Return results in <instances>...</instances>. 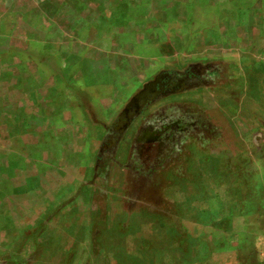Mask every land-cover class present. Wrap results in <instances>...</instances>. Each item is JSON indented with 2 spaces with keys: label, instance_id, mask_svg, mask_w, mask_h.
I'll use <instances>...</instances> for the list:
<instances>
[{
  "label": "crops",
  "instance_id": "0c3cea01",
  "mask_svg": "<svg viewBox=\"0 0 264 264\" xmlns=\"http://www.w3.org/2000/svg\"><path fill=\"white\" fill-rule=\"evenodd\" d=\"M19 3L6 35L1 23L4 12H0V264L15 263L25 248L29 253L22 262L36 258V248L44 242L34 233L38 225L47 230V216L79 201L84 184L98 179L102 156L162 96L159 90L163 92L167 81L179 80L182 70L211 68L212 62H206L211 47L205 46L213 44L195 47L191 40L185 47L176 44L181 29L193 32L198 40V24L219 27L225 22L223 16L232 13L243 19L247 30L254 24L257 34L245 31L247 38L260 39L264 31V0ZM140 5L150 7V15L145 9L133 14ZM106 39L111 40L109 45L101 46ZM201 55L209 59L202 60ZM253 62L262 71L258 81L264 86V62L257 58ZM141 95L145 96L142 107L134 103ZM134 142L144 144L138 137ZM260 179H253L251 201L240 202L237 209L239 215H252L244 228L248 238L238 244L241 262L237 264H264ZM26 214L40 217L32 224L16 223L17 216ZM5 230L17 233L16 240L4 242ZM72 243L67 242L64 262L83 257L77 242Z\"/></svg>",
  "mask_w": 264,
  "mask_h": 264
},
{
  "label": "rangeland",
  "instance_id": "374dc122",
  "mask_svg": "<svg viewBox=\"0 0 264 264\" xmlns=\"http://www.w3.org/2000/svg\"><path fill=\"white\" fill-rule=\"evenodd\" d=\"M19 1L0 0L3 35L16 19ZM144 9L150 15L147 5L134 7L132 13ZM223 18L219 27L198 24V40L183 29L181 38L174 39L184 47L188 40L196 41L195 47L213 44L205 46L211 47L206 61L211 68L182 70L179 80L165 92L160 89L162 96L102 156L98 179L84 184L79 201L63 205V213L45 216L47 230L38 225L34 233L44 242L37 246L36 258L22 262L29 253L25 248L16 256L18 263L2 264L241 262L238 244L248 238L244 228L252 215H239L237 209L251 201L255 177H261L257 185L264 189V86L258 81L262 71L253 62H264V31L260 39L247 38L245 31L256 33L254 24L247 30L241 17L229 13ZM143 128L147 133L138 136ZM137 137L151 147L147 153L143 143L135 144ZM39 217L26 214L15 221L23 226ZM2 235L12 243L17 233L5 230ZM73 240L83 257L64 262L67 242L72 245Z\"/></svg>",
  "mask_w": 264,
  "mask_h": 264
},
{
  "label": "flooded vegetation",
  "instance_id": "af4514ba",
  "mask_svg": "<svg viewBox=\"0 0 264 264\" xmlns=\"http://www.w3.org/2000/svg\"><path fill=\"white\" fill-rule=\"evenodd\" d=\"M188 76V75H187ZM191 77V75H190ZM173 80L167 81L165 87L163 88V91L165 92L166 88H169L172 84ZM151 149L150 146H147L145 143L142 145V150H144L145 153H147Z\"/></svg>",
  "mask_w": 264,
  "mask_h": 264
},
{
  "label": "water",
  "instance_id": "95a60500",
  "mask_svg": "<svg viewBox=\"0 0 264 264\" xmlns=\"http://www.w3.org/2000/svg\"><path fill=\"white\" fill-rule=\"evenodd\" d=\"M144 98H145V96L144 95H141L134 103L139 104V106L142 107L143 106V103H144V102L142 103V101H144Z\"/></svg>",
  "mask_w": 264,
  "mask_h": 264
}]
</instances>
